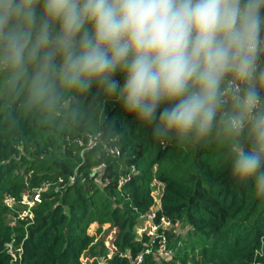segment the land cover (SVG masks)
<instances>
[{
  "label": "trees",
  "instance_id": "trees-1",
  "mask_svg": "<svg viewBox=\"0 0 264 264\" xmlns=\"http://www.w3.org/2000/svg\"><path fill=\"white\" fill-rule=\"evenodd\" d=\"M155 183L157 229L138 234ZM40 189L26 228L0 231V264H188L196 252L205 264H264V199L234 179L227 147L156 138L116 98L103 109L73 98L49 114L0 91V216L6 197ZM178 224L191 235L176 249ZM9 244L21 249L16 261Z\"/></svg>",
  "mask_w": 264,
  "mask_h": 264
},
{
  "label": "clouds",
  "instance_id": "clouds-1",
  "mask_svg": "<svg viewBox=\"0 0 264 264\" xmlns=\"http://www.w3.org/2000/svg\"><path fill=\"white\" fill-rule=\"evenodd\" d=\"M0 91L116 98L156 138L226 146L264 199V0H0Z\"/></svg>",
  "mask_w": 264,
  "mask_h": 264
},
{
  "label": "built area",
  "instance_id": "built-area-1",
  "mask_svg": "<svg viewBox=\"0 0 264 264\" xmlns=\"http://www.w3.org/2000/svg\"><path fill=\"white\" fill-rule=\"evenodd\" d=\"M104 169V166H99L95 169H93L94 173H100L102 172ZM135 172V169L131 168L130 170V175L133 174ZM130 175H127L123 180L122 183L129 181L130 179ZM160 190V188H159ZM43 190H35L33 191L32 194H24L22 196L21 201L18 203L15 201V199L11 198V197H6L3 201V206L4 208L8 211L11 212L13 214V218L15 222L18 221H23L24 219H27L28 222H31L33 219V215H32V210L38 206L41 203V199H40V195ZM160 195V192H159ZM159 195L154 197L153 196V192H152V197L154 199L155 205L156 207L154 208V210L152 211V213H150L147 217L148 222L150 223L149 225H152V222L155 218V212L159 209ZM17 206H21L20 208H17ZM27 222V223H28ZM161 225L164 228H168L169 224L166 222L165 219H161L160 220ZM145 225V224H144ZM145 227V226H144ZM152 228V227H151ZM153 230L156 231V227L152 228ZM147 231L145 230V228L142 231H139L140 233ZM151 231V230H150ZM150 235H152L151 232H149ZM165 242V240H163V243ZM8 248V253L11 255V257L13 258L14 261H16V253L18 256H20L21 254V249H17L16 253L13 252V247L12 244L7 245ZM165 255H167V253H163ZM162 255V253H161Z\"/></svg>",
  "mask_w": 264,
  "mask_h": 264
},
{
  "label": "rangeland",
  "instance_id": "rangeland-1",
  "mask_svg": "<svg viewBox=\"0 0 264 264\" xmlns=\"http://www.w3.org/2000/svg\"><path fill=\"white\" fill-rule=\"evenodd\" d=\"M23 161V166L21 168V170H19V174H22L23 171L25 169L29 168V165H27V161L22 160ZM26 164V165H25ZM159 185L158 184H154L152 186V192H153V196L156 197L159 195ZM45 192V190H43ZM42 191V192H43ZM40 192V193H42ZM21 206H17V208H20ZM148 217L145 218V230H147L148 232L150 231L152 234L155 232V230H153L152 226L149 225L150 223L148 222ZM0 231L1 230H8L11 234H13L16 230H20L21 228H26V224L28 222L27 219H24L23 221H18L15 222L14 218H13V214L11 212L6 213L5 215L0 216ZM152 227V228H151ZM143 228V229H144ZM170 233L173 235V239L171 241V246H176V249L179 248V243H183V242H188L191 232H190V228L185 225V224H178L176 226H173L170 230ZM138 234H141L140 232ZM140 236V235H139ZM175 248V247H174ZM164 258H170L171 257V253H167V255L163 254L162 255ZM188 264H205L202 257L200 256L199 252H196V254L193 255H189L188 256ZM101 263V262H100ZM102 264V263H101Z\"/></svg>",
  "mask_w": 264,
  "mask_h": 264
}]
</instances>
